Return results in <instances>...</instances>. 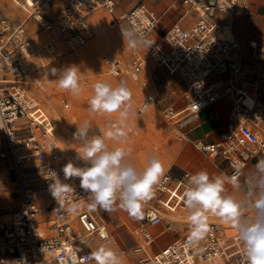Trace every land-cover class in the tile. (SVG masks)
<instances>
[{"label": "built area", "instance_id": "obj_1", "mask_svg": "<svg viewBox=\"0 0 264 264\" xmlns=\"http://www.w3.org/2000/svg\"><path fill=\"white\" fill-rule=\"evenodd\" d=\"M14 2L24 12L23 20L12 22L0 11V161L12 160L22 203L9 219L0 221V264H73L74 259L76 264H91L94 261L86 258L100 244L109 245L111 219L120 212L100 208L90 211L89 194L80 188L79 179L64 178L62 169L68 162L77 167L86 166V162L78 158L79 149L61 145L55 121L26 89L27 84L36 82L31 80L30 69L41 50L28 34L31 20L39 31L48 34L45 48L50 55H58L61 49L76 51L86 46L94 35L91 16L99 10L109 13L114 23L135 27L153 42L149 56L140 47L130 69L124 67L120 58L113 59L109 61V74L120 81L126 77L140 81L152 61L168 75L177 77L182 83L183 105L170 102L162 114L184 127L189 118L206 111L216 132L191 139L180 130L179 136L221 166L222 174L231 176L235 166H239L245 175L249 163L264 159V42L251 39L246 44L238 34L240 21L254 14V1L177 0L181 15L158 35L155 33L163 15L146 4L128 8L127 0ZM57 3L52 17L50 13ZM86 78L90 79V74ZM94 83L91 81L90 85ZM164 89L171 95L177 93L172 82L164 83ZM159 96V90L149 91L138 105L139 113L144 115L155 103L159 105ZM145 103L149 107L140 111ZM53 173L61 183L74 189L67 194L63 208L49 190ZM190 174L195 172L167 171L166 183L162 181L154 198L144 207L145 218H133L130 233L137 243L131 254L137 257V264H243V249L236 231L211 213L205 240L197 247L187 244L188 212L180 197ZM40 196L46 198L45 212L52 213L47 227L40 221ZM73 204L79 205L74 215L66 211ZM162 225L160 234L172 232L177 237L156 250L155 229Z\"/></svg>", "mask_w": 264, "mask_h": 264}, {"label": "clouds", "instance_id": "obj_2", "mask_svg": "<svg viewBox=\"0 0 264 264\" xmlns=\"http://www.w3.org/2000/svg\"><path fill=\"white\" fill-rule=\"evenodd\" d=\"M135 24V21H132ZM124 44L131 50L140 47L149 49L153 42L135 27L122 30ZM79 69L75 66L63 70L52 69L56 86L78 97L83 87ZM93 95L88 100L89 110L118 119L109 123L108 129H100V135H89L91 122L85 120L77 126L73 140L79 144L77 156L86 166L77 167L71 161L62 169L64 178H78L79 186L89 194L90 211L97 208L105 211L122 210L136 220L145 218L144 207L152 200L162 181L166 183V169L163 162L152 156L143 170H138L131 160V149L122 146L128 140L133 127L129 118L136 110L132 92L126 81L116 86L107 81H97L92 85ZM145 103L140 111H146ZM107 141L118 145L110 148ZM54 174L49 190L60 207H64L67 194L73 187L61 181ZM243 180L241 181V176ZM187 183L180 199L188 212L189 224L187 244L197 247L210 231L209 215L233 228L243 249V264H264V159H260L251 172L244 175L239 166L231 176L226 174L211 176L207 171H199L186 177ZM227 185L231 186L229 192ZM237 195V193H241ZM79 205H71L66 211L76 214ZM95 264H124L123 253L102 243L86 258ZM16 264H23L22 261ZM73 264H76L75 259Z\"/></svg>", "mask_w": 264, "mask_h": 264}, {"label": "rangeland", "instance_id": "obj_3", "mask_svg": "<svg viewBox=\"0 0 264 264\" xmlns=\"http://www.w3.org/2000/svg\"><path fill=\"white\" fill-rule=\"evenodd\" d=\"M132 1L146 4L147 7L156 11L157 14H165L164 16L168 18L164 17L163 21L165 22L158 26V33H155V35L165 33L166 29L164 28V24H170L172 20L174 22L177 21L178 16L181 14L177 12L178 9H176L179 5V3H175L177 0H128L126 3L133 4ZM252 1L255 3L254 14L240 21L238 25V34L241 40L246 44L251 39H259L264 42V0ZM58 5L57 3L54 6L50 16H55ZM171 6L172 8H170ZM157 7H160V9ZM0 11L5 16H7V14L12 15L14 20L20 21L22 19L21 17H23V19L25 17L24 12L17 7L14 0H0ZM13 11L16 12L15 15ZM98 16H104L105 26H103L101 22L99 25H95V20H93L94 35L86 46L76 51L61 49L58 55H50L45 48L46 43L49 41V37L47 39L44 37L46 33L39 31V27L35 21L31 20L28 23V34L34 37L41 50L39 57L37 56L36 58L35 56L33 65L30 69L31 80L35 79L36 82L27 84L29 87L26 86V89L31 95L36 97L51 114L59 132L61 145L65 149H80L81 146L76 144V141L73 140V133L76 131L77 126L81 125L85 120L91 122L89 130V135L91 136L100 135L101 128L107 130L109 123L118 119V114H113L109 117L107 115L93 113L89 110L88 100L91 95H93L90 82L107 81L112 83L113 86H116L120 80L109 74V61L120 58L124 67L130 69L135 54L140 50V48L135 51L131 50L126 46V43L124 44L122 30H124V28L128 29L126 23L120 21L114 23L112 16L106 13L105 10H100L95 18ZM8 18L11 20V17ZM11 21L15 22L13 20ZM42 37L43 42H40ZM142 53L146 57L149 56L146 47H143ZM148 64L151 67L153 65L152 61H149ZM72 66L79 69L78 74L83 87V91L78 97L72 96L70 92L58 89L55 82L56 77L52 75V69L63 70ZM87 74H90V79L86 78ZM141 76L142 78L140 81H135V77H126L121 80L127 82L132 92V99L136 110L135 116L129 118V123L133 127V132L129 134L127 142L122 146L131 149L132 155L129 159L138 170H143L149 158L155 156L163 162L166 172L182 171L184 169H182L178 163L180 156L183 157L185 152L188 153V151H190L192 156L194 152H197L199 156H202L201 153L193 147L192 143L190 144L187 139H182L179 136L180 130L184 132L183 129L188 127V125L182 127L181 124H174V121L167 120L162 114L163 108L170 102H176L178 107L183 105L182 83L178 81L177 77L168 75L164 68L158 66L157 72L150 73L146 69ZM213 78L214 77L211 79ZM145 81L147 83H145ZM38 82H41L42 85ZM166 82L176 84V94L171 95L168 90L164 89V83ZM152 89L159 90V99L161 101L158 106L155 105L156 109L152 113L148 112L142 115L139 113L138 105ZM200 118L202 120L207 119L208 113L202 111L200 113ZM25 119L26 118L22 119V121ZM185 122L187 121L185 120L184 123ZM210 128L211 124L205 126L203 129L206 132L210 130ZM107 143L110 148L121 146L115 141H107ZM38 201L42 206L40 221L50 224L51 213H46V208L44 206L46 198L40 196ZM21 203L22 193L14 164L10 159L0 161V221L9 219L11 213L17 210L21 206ZM120 212L126 214L129 218L127 212L122 210H120ZM120 212L114 214V217L111 219V226L113 233H120L123 240L121 244L122 248H120V238L112 234L110 247L117 250L119 253H123L124 264H137V257L131 254L137 241L130 233L128 224L121 220ZM129 225L131 228L133 227L132 222H129ZM91 264H95V262Z\"/></svg>", "mask_w": 264, "mask_h": 264}, {"label": "crops", "instance_id": "obj_4", "mask_svg": "<svg viewBox=\"0 0 264 264\" xmlns=\"http://www.w3.org/2000/svg\"><path fill=\"white\" fill-rule=\"evenodd\" d=\"M128 1V0H127ZM132 3L133 4H127V7L128 8H130V7H132V6H134V5H136V4H139V3H135V1H132ZM151 3V2H150ZM158 9H160V7H157ZM176 9H178V11L177 12H179V13H181V8H177L176 7ZM99 12V11H98ZM97 12V13H98ZM154 12H156V11H154ZM97 13H95V14H93V16L91 17V22H92V24H93V20H94V17L96 16V14ZM107 13V12H106ZM167 13V12H166ZM181 15V14H180ZM179 15V16H180ZM8 16V15H7ZM111 16V15H110ZM179 16H178V18H179ZM164 17H166V16H164L163 15V18H162V23H164L165 21H163V19H164ZM22 19L21 20H23V17H21ZM167 18V17H166ZM177 18V19H178ZM168 19V18H167ZM11 20H13V19H11ZM113 20V19H112ZM13 21H15V22H17V21H19V20H13ZM174 21L172 20L171 22H170V24H172ZM170 24H164L165 26H164V28L166 29L167 28V26L168 25H170ZM93 27H94V25H93ZM160 31H162V30H160ZM38 57H39V54L37 55ZM37 56H36V58H37ZM147 70L150 72V73H155V72H157V66L156 65H152V67L148 64V68H147ZM153 70V71H152ZM135 79H136V77H135ZM28 86V85H27ZM29 87V86H28ZM156 106H158V104L156 103L155 104ZM155 105L151 108V110H150V113H152L156 108H155ZM50 114V113H49ZM51 115V114H50ZM211 124V128H210V130H208V131H204V127L205 126H208V125H210ZM213 125V126H212ZM216 130H217V127H216V125L212 122V121H210L209 120V118H207V119H204V120H202L201 118H200V116L199 117H194V118H190L189 120H188V127H186V128H184L183 129V131L184 132H186V134H187V136L189 137V138H191V139H196V138H201V137H207L208 135H212L214 132H216ZM218 138V136H213L212 138ZM189 143V142H188ZM192 142H190V144H191ZM192 145H193V143H192ZM193 147L195 148V149H197L194 145H193ZM80 150V149H79ZM198 150V149H197ZM199 151V150H198ZM200 152V151H199ZM201 153V152H200ZM201 155H202V153H201ZM192 156V154L190 153V151H188V153H184L183 154V157H181L180 156V160H179V166L180 167H182V169H184V170H189V171H193V172H195V173H197V172H199V171H207L208 173H209V175H210V177L211 176H216V175H221L222 174V171H221V166H219V165H217V163H215V162H213L212 160H210V159H208V158H206L204 155H202V156H199L198 155V153L197 152H194L193 153V156ZM261 159H263V158H261ZM260 160V159H259ZM259 160H257V161H253V162H251V163H249V165L247 166V168H246V172H245V175H247L249 172H251L252 170H253V168H254V165L259 161ZM4 161V160H3ZM243 180V178L241 179V181ZM227 188H228V191L229 192H231L232 191V189H231V186L230 185H227ZM237 195H241L242 196V192L241 193H237ZM51 213V212H50ZM51 215H52V213H51ZM41 216H42V214L40 215V218H41ZM120 218H121V220H123L126 224H128V227L129 228H131V226L129 225V222H134V219L132 218V217H130L129 216V218H128V216H126V214H123L122 212H120ZM42 223H44V224H42ZM41 224L44 226H48V224L49 223H45V222H41ZM163 229H164V226L162 225V226H159V227H157L156 229H155V232L158 234V240H157V244H156V246L154 247V249H156V250H158V249H160L161 247H163L164 245H166V244H168V243H170V242H172L177 236L174 234V233H172V232H168V233H164V234H160L162 231H163ZM112 235H116L118 238H120V240H121V242H120V245L122 244V242H123V240H122V237H121V235H120V233H112ZM111 240V239H110ZM109 246H110V241H109ZM120 248H122V245H121V247Z\"/></svg>", "mask_w": 264, "mask_h": 264}, {"label": "bare ground", "instance_id": "obj_5", "mask_svg": "<svg viewBox=\"0 0 264 264\" xmlns=\"http://www.w3.org/2000/svg\"><path fill=\"white\" fill-rule=\"evenodd\" d=\"M100 11V10H99ZM11 12V11H10ZM9 12V13H10ZM13 13H14V15L16 14V12H14L13 11ZM109 14V13H108ZM8 15V17H11V19H13L14 20V18H13V16L12 15H10V14H7ZM94 23H95V25H99L100 24V22H101V24H103V26H105V18H104V16H98V17H94ZM128 27V26H127ZM125 29H127V28H124V30ZM128 29H129V27H128ZM44 37L47 39L48 38V34L46 33V35H44ZM40 42H43V37H42V40H40ZM45 66H46V64H45ZM38 83H40V85H42V83L41 82H38ZM156 104V103H155ZM154 104V105H155ZM153 105V106H154ZM153 106H151V108L153 107ZM41 219V218H40ZM44 224V223H43ZM111 237H112V235H111Z\"/></svg>", "mask_w": 264, "mask_h": 264}]
</instances>
